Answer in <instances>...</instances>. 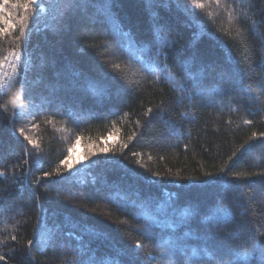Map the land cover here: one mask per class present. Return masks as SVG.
<instances>
[{"label": "trees", "instance_id": "16d2710c", "mask_svg": "<svg viewBox=\"0 0 264 264\" xmlns=\"http://www.w3.org/2000/svg\"><path fill=\"white\" fill-rule=\"evenodd\" d=\"M13 50L0 264H264V0H0Z\"/></svg>", "mask_w": 264, "mask_h": 264}, {"label": "built area", "instance_id": "2783aa9c", "mask_svg": "<svg viewBox=\"0 0 264 264\" xmlns=\"http://www.w3.org/2000/svg\"><path fill=\"white\" fill-rule=\"evenodd\" d=\"M22 55L23 53L19 50L11 51L4 66L0 68V92H5L14 83Z\"/></svg>", "mask_w": 264, "mask_h": 264}, {"label": "snow or ice", "instance_id": "6c2138e0", "mask_svg": "<svg viewBox=\"0 0 264 264\" xmlns=\"http://www.w3.org/2000/svg\"><path fill=\"white\" fill-rule=\"evenodd\" d=\"M33 2H34V0H33ZM23 30H24V29L21 28V31H23ZM108 151H109V149H108L107 147H105V148H101V149H100V152H102V153H107ZM70 160H71V158H66V159L62 162V163L67 164V166H68L69 169H71L72 166H73V163H71ZM79 162H80L79 160L75 161V163H79ZM29 243H31V242H29ZM137 247H139V243H137ZM177 251H179V246H177Z\"/></svg>", "mask_w": 264, "mask_h": 264}, {"label": "clouds", "instance_id": "9594fccd", "mask_svg": "<svg viewBox=\"0 0 264 264\" xmlns=\"http://www.w3.org/2000/svg\"><path fill=\"white\" fill-rule=\"evenodd\" d=\"M19 100V97L18 96H15V97H8L6 99V102L4 103H0V107H3V108H6L8 105H15Z\"/></svg>", "mask_w": 264, "mask_h": 264}, {"label": "rangeland", "instance_id": "374dc122", "mask_svg": "<svg viewBox=\"0 0 264 264\" xmlns=\"http://www.w3.org/2000/svg\"><path fill=\"white\" fill-rule=\"evenodd\" d=\"M41 1H42V0H34V3H35V4H40ZM41 8H42V7H41ZM1 69H2V68H1ZM1 69H0V70H1Z\"/></svg>", "mask_w": 264, "mask_h": 264}]
</instances>
